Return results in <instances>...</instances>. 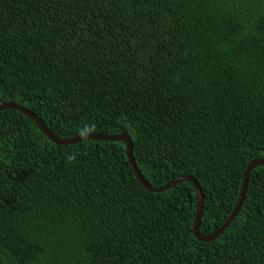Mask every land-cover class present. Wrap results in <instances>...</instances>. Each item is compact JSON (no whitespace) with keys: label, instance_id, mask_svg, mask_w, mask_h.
<instances>
[{"label":"trees","instance_id":"1","mask_svg":"<svg viewBox=\"0 0 264 264\" xmlns=\"http://www.w3.org/2000/svg\"><path fill=\"white\" fill-rule=\"evenodd\" d=\"M2 103L61 139L126 134L149 186L196 181L210 234L264 159V0H0ZM194 215L123 143L0 111V264H264L263 167L216 239Z\"/></svg>","mask_w":264,"mask_h":264},{"label":"water","instance_id":"2","mask_svg":"<svg viewBox=\"0 0 264 264\" xmlns=\"http://www.w3.org/2000/svg\"><path fill=\"white\" fill-rule=\"evenodd\" d=\"M7 109L18 111L19 113L27 116L30 120H32L35 123V125L38 127L40 132L43 134V136L46 137L49 142H51L55 145H59V146L73 145V144H76L82 140H92V141H102V142H121V143H123L125 145L126 159L128 161V164L131 168L133 175L135 176L136 180L141 185V187L148 192L161 193V192H164L165 190H167L171 187H174L175 185L180 184L182 182L190 183L192 185L193 194H194V198H195V215H194V219L192 222V235L199 242L213 241L223 232V230L229 225V223L234 219L237 212L239 211V208L243 202V199H244V196L246 193L247 181H248V176H249L250 172L258 166L264 168V159H261V158L254 159L247 164L246 169L244 170V173L242 176V182H241L239 195L237 197L236 203L233 207L231 214L225 220V222L220 227H218L214 232L207 234V235H201L199 232V224H200V220L202 218V212H203V208H202L203 195H202V192H201L199 186L197 185L196 181L190 177L179 176V177H176V178L170 180L168 183H166L165 185H163L161 187L154 188V187L149 186L142 179L140 173L138 172V170L136 168V165H135L134 160H133L132 155H131V143H130L128 137L126 136V134L119 133V134H113V135H103V134L83 133V134H79V135H76V136L71 137V138L61 139V138L53 136L46 129V127L44 126L42 121H40V119L36 115L32 114L28 110L23 109L17 105L12 104V103L0 104V111L7 110Z\"/></svg>","mask_w":264,"mask_h":264},{"label":"clouds","instance_id":"3","mask_svg":"<svg viewBox=\"0 0 264 264\" xmlns=\"http://www.w3.org/2000/svg\"><path fill=\"white\" fill-rule=\"evenodd\" d=\"M87 130H88V129H87V126L83 127V128L81 129V134H83V133L86 132ZM68 158H69V160H71V159H72V156H69Z\"/></svg>","mask_w":264,"mask_h":264}]
</instances>
